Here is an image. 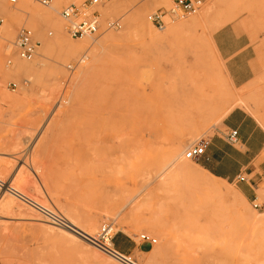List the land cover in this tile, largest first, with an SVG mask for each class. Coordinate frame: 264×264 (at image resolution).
I'll list each match as a JSON object with an SVG mask.
<instances>
[{"label": "rangeland", "instance_id": "374dc122", "mask_svg": "<svg viewBox=\"0 0 264 264\" xmlns=\"http://www.w3.org/2000/svg\"><path fill=\"white\" fill-rule=\"evenodd\" d=\"M83 1L0 0V20L17 14L15 37L26 27L37 42L36 55L22 59L0 24L9 48L0 46V181L91 236L110 225L125 250L114 248L138 264H264V226L251 224L264 215L250 212L230 182L213 180L226 197L199 185L208 179L203 164L184 156L229 110L247 108L245 87L231 85L204 42L222 22L238 19L250 38L257 79L248 102H261L264 0H202L193 15L165 17L163 29L148 16L174 0H109L96 10L120 29L71 39L59 13ZM10 54L33 64L31 73L12 69ZM12 197L21 211L0 198V264H118L88 242L79 249L49 234L54 226ZM141 234L156 243L143 244Z\"/></svg>", "mask_w": 264, "mask_h": 264}, {"label": "snow or ice", "instance_id": "6c2138e0", "mask_svg": "<svg viewBox=\"0 0 264 264\" xmlns=\"http://www.w3.org/2000/svg\"><path fill=\"white\" fill-rule=\"evenodd\" d=\"M241 37L244 39L241 40ZM260 38L264 39V33L260 34ZM249 39L238 19L222 22L204 36V42L219 64L222 75L239 62L241 54L249 46ZM239 138L240 133L236 131V124L232 119L221 117V120L216 121L212 127L204 130L199 143H191L186 147L185 152L193 159L199 155L198 162L208 168L219 165L228 175L230 183L237 187L242 195L248 197V210L264 215V162L260 163L257 170L255 167H250L248 160L245 159L244 169H241L236 161L242 158L239 152L234 150L243 147L242 144H237ZM224 141L228 143L225 144ZM260 159L264 161V154ZM249 181L251 188L247 186ZM118 264H129V262L120 261Z\"/></svg>", "mask_w": 264, "mask_h": 264}, {"label": "built area", "instance_id": "2783aa9c", "mask_svg": "<svg viewBox=\"0 0 264 264\" xmlns=\"http://www.w3.org/2000/svg\"><path fill=\"white\" fill-rule=\"evenodd\" d=\"M10 5H15L18 0H6ZM41 6H48L53 0H29ZM109 0H84L81 5L73 3L62 7L59 16L64 20L66 25V33L71 39H81L84 37L92 38L98 36L104 31H115L120 29L119 20H104L100 19L99 12L96 10L99 6L105 5ZM201 0H174L173 6L168 11H156L148 16L150 23L157 29H163L165 25V17L167 16H188L197 13L201 7ZM1 24V20H0ZM14 47L17 55L25 60H31L36 55L37 42L34 41L33 33L29 28L22 27L16 34ZM199 143V142H198ZM185 158L188 160H198L199 155L195 159L190 158L185 153ZM4 182L0 181V189L3 188ZM7 190L11 192L19 201L28 207L37 211L49 224L63 228L74 229L69 221L58 211L45 208L29 197L23 195L17 190L7 186ZM112 227L108 224H103L94 237L86 239L100 248L102 251L122 260L127 256L118 252L113 245ZM140 240L143 244L152 246L156 240L147 235L141 234ZM130 263V262H129Z\"/></svg>", "mask_w": 264, "mask_h": 264}, {"label": "crops", "instance_id": "0c3cea01", "mask_svg": "<svg viewBox=\"0 0 264 264\" xmlns=\"http://www.w3.org/2000/svg\"><path fill=\"white\" fill-rule=\"evenodd\" d=\"M202 1V0H201ZM244 37H241L243 40ZM226 75L231 82V85L236 88L245 87L247 94V108L243 110L240 107L229 110L223 117L231 118L232 122L236 124V131L240 133V138L237 140V144H242V148H234V150L239 152L242 159H238L236 163L241 169H244L243 160H248L250 167H255L259 169L261 161V156L264 154V94L261 102L259 98L255 99L257 102L252 105L249 104V94L250 89H255L257 79V66L254 56L253 46L249 40V46L241 54L239 62L233 65L231 70H226ZM253 94H256L253 92ZM258 95V93L256 94ZM227 144V141H224ZM199 160V159H198ZM203 169L206 170L215 179L230 182L228 175L219 165H214L212 168L202 165ZM235 179V178H233ZM247 186L252 187L249 181ZM237 188V187H236ZM237 191L241 194L240 190ZM242 195V194H241ZM246 200L247 196L242 195ZM116 240V239H115ZM114 240V246L119 250H125L124 243L120 240V244H116ZM142 252L146 249H142Z\"/></svg>", "mask_w": 264, "mask_h": 264}, {"label": "bare ground", "instance_id": "6f19581e", "mask_svg": "<svg viewBox=\"0 0 264 264\" xmlns=\"http://www.w3.org/2000/svg\"><path fill=\"white\" fill-rule=\"evenodd\" d=\"M27 5H29L28 3H27ZM28 8L29 7H27L26 5H23V7H21V9H20V15H25V12H26V10H28ZM8 15V17L11 19V20H3V19H1V28L3 29V35L5 36V38L8 40V41H14V38H15V31H16V29L18 28V26H19V24L17 23V19L19 18V16H17V14H14L13 12H11V13H7ZM49 18L50 19H53V15H51V16H49ZM54 26H55V30H56V34H57V23H55L54 24ZM37 27V30H39V29H41V25L39 24L38 26H36ZM37 32H39V31H37ZM41 32H39V34H40ZM38 34V33H37ZM44 34V33H43ZM41 35V34H40ZM85 39H88V37L86 38V37H84ZM84 38H82V39H84ZM60 39V38H59ZM90 39V38H89ZM61 42H62V44H63V47L61 48V51L62 52H64V54H68V53H70L71 52V47H70V45L69 44H65L62 40H61ZM56 43H57V41H56ZM1 44H4V43H1ZM0 46H4V47H6L8 50H9V48H8V46H6L5 44L4 45H0ZM65 46V47H64ZM6 49V50H7ZM2 51V50H1ZM4 52H5V50H4ZM1 53V52H0ZM7 53V52H6ZM8 54V53H7ZM13 55V54H12ZM11 54H10V56H12ZM6 56H8V55H6ZM9 56V57H10ZM14 56H12L11 58H13ZM15 59V60H14ZM14 63H13V65L11 66L12 67V69L14 68V70L15 71H17V72H23V73H31V69H32V65L33 64H30V63H25L24 61H22V60H20V59H18L16 56L14 57ZM56 60H57V58H56ZM11 61V60H10ZM28 61V60H27ZM56 64H57V62H56ZM54 69V71H57L56 70V66H55V68H53ZM87 73V70L86 69H84V70H81L80 71V75L82 76V75H84V74H86ZM243 100V99H242ZM218 113V112H217ZM66 114V113H65ZM64 113L61 115V116H63V115H65ZM186 153V152H185ZM185 153H184V155H185ZM187 161H190V160H187ZM202 169V171H203V173H204V175L206 176V178H208L207 180H205V179H200L199 180V185H201V186H203V187H205L206 189H209V190H211V191H213V192H215L216 194H221V195H223V196H227L229 193L227 192V190H225V188L224 187H219L218 185H216V184H214L213 183V180H218V179H215L212 175H210L206 170H204L203 168H201ZM218 181H221V180H218ZM224 182V181H223ZM219 184V183H218ZM7 186H10V184H7L6 185V187L4 186L3 187V189H1V194H0V198H1V200H2V203L4 204V206H5V209H8V210H20L21 211V208L19 207V205H17L16 203H15V198H14V200L12 199L13 197H12V195L10 194L11 192H9L8 190H7ZM222 186V185H221ZM11 187V186H10ZM6 193H8L9 195H11V197H9V196H6ZM14 196V195H13ZM236 196H238V197H240L242 200H244L245 201V199H244V197L237 191L236 192ZM139 204L140 203H135L134 202V205H133V207H131V209L132 208H134V207H138L139 206ZM40 205V204H39ZM7 210V211H8ZM34 210V209H33ZM9 211V212H10ZM22 211H23V208H22ZM132 211V210H131ZM28 212V211H27ZM37 212V211H36ZM23 213H25V211L23 212ZM29 213V212H28ZM134 213H132V214H130V215H128L129 217H131L132 215H133ZM27 215V214H26ZM134 216V215H133ZM33 219V218H32ZM31 220V219H30ZM82 220V219H81ZM34 221H35V219H34ZM39 221V220H38ZM41 221V220H40ZM69 223H70V225H71V227L74 229V231L73 230H69V229H63V228H59V227H55L54 226V228H48V227H45L44 228V230L46 231V232H48L49 234H53V235H55V237L56 236H58V237H60L61 239H63L64 241H66V242H68V243H70L71 245H73V246H76V247H78L79 249H83V245L84 244H82L83 243V241H84V243H87L88 242V244L90 243L86 238L87 237H94V236H91L90 234H88L85 230H84V228H83V226L77 221V220H75V219H73L72 217H70L69 218ZM36 222V221H35ZM43 222V221H42ZM47 222V221H46ZM39 223V222H38ZM251 224L253 225V226H264V216H261L260 218H253L252 217V220H251ZM49 225V224H48ZM51 225V224H50ZM53 226V225H52ZM51 226V227H52ZM55 229V230H54ZM86 241V242H85ZM90 244H92V243H90ZM93 245V244H92ZM93 246H95V245H93ZM92 247V246H91ZM90 247V248H91ZM96 247V246H95ZM98 248V247H97ZM92 249V248H91ZM100 249V248H99ZM93 250V249H92ZM160 250V249H159ZM161 251V250H160ZM162 253V252H161ZM156 254V253H155ZM158 254V253H157ZM110 255V254H109ZM112 256V255H111ZM114 257V256H113ZM114 258H116V257H114ZM119 262L120 261H125V260H122V259H119V258H116ZM126 259V261H128V262H130L129 264H138V263H136V262H134V261H132L131 259H129V258H125ZM110 260V259H109ZM111 261V260H110ZM153 264V263H152Z\"/></svg>", "mask_w": 264, "mask_h": 264}]
</instances>
